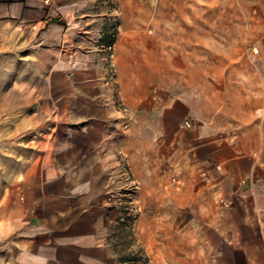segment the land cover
I'll return each mask as SVG.
<instances>
[{
    "label": "crops",
    "instance_id": "0c3cea01",
    "mask_svg": "<svg viewBox=\"0 0 264 264\" xmlns=\"http://www.w3.org/2000/svg\"><path fill=\"white\" fill-rule=\"evenodd\" d=\"M233 1L0 0L1 28L46 32L53 49L31 123H0V264H129L113 234L121 213L117 152L131 157L146 127L156 126L149 119L159 111L156 84L165 125H176L175 114L192 115L191 169L221 164L222 172L211 175L213 217L202 228L198 218L178 220L168 235L173 245L167 227L166 247L146 248L149 261L264 264V183L242 185L249 158L232 152L222 123L211 122L216 41H230L225 6ZM252 1L264 15V0ZM115 15L116 99L134 116L128 129L110 103L114 83L99 50Z\"/></svg>",
    "mask_w": 264,
    "mask_h": 264
},
{
    "label": "rangeland",
    "instance_id": "374dc122",
    "mask_svg": "<svg viewBox=\"0 0 264 264\" xmlns=\"http://www.w3.org/2000/svg\"><path fill=\"white\" fill-rule=\"evenodd\" d=\"M225 7L232 14V31L228 45L216 41L211 122L222 123L221 133L230 141L232 152L249 158L251 170L241 179L242 185L248 186L255 179L264 183V15L255 12L259 6L252 0L228 2ZM216 39L222 40V32H216ZM48 42L46 32L17 36L13 28L0 27V123H31L35 117L46 93L51 66L46 59L53 50ZM104 61L108 82L114 83L110 85L114 95L110 103H116L123 117L122 127L128 129L134 116L116 99L114 53ZM151 100L160 111L157 84L151 86ZM159 111L149 116L156 126L146 127V138L139 137L141 141L131 157L122 148L117 152L120 187L115 195L121 213L113 234L120 251L129 253L124 260L129 264H153L146 248L155 251L166 247L162 243L167 227L166 245H173L168 235L181 218H198L202 228L201 220L214 214L211 175L213 171L222 172V165L191 169L195 155L188 151L186 141L187 128L192 125L187 127L185 122L192 123V115L175 114L176 125L169 127L165 125L166 116ZM124 169L129 175L123 174ZM153 227L155 231L150 230Z\"/></svg>",
    "mask_w": 264,
    "mask_h": 264
},
{
    "label": "built area",
    "instance_id": "2783aa9c",
    "mask_svg": "<svg viewBox=\"0 0 264 264\" xmlns=\"http://www.w3.org/2000/svg\"><path fill=\"white\" fill-rule=\"evenodd\" d=\"M119 29H120V22H119L117 16L115 15L113 31L111 33H109L107 38H104L103 43L100 44V47H99V50L102 51L103 53H105L106 59H111L113 57L114 45L116 42V37H117V34L119 32ZM113 104L115 105L116 103L114 102ZM185 125L187 127H191L192 124L190 121H186ZM123 174H125L127 176V175H129V172L124 169Z\"/></svg>",
    "mask_w": 264,
    "mask_h": 264
}]
</instances>
